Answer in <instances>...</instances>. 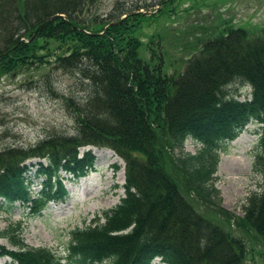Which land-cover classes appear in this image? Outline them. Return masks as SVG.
Here are the masks:
<instances>
[{
	"label": "trees",
	"instance_id": "trees-1",
	"mask_svg": "<svg viewBox=\"0 0 264 264\" xmlns=\"http://www.w3.org/2000/svg\"><path fill=\"white\" fill-rule=\"evenodd\" d=\"M96 2L0 0L6 21L0 74L40 58V38L71 35L55 65L85 91L83 99L65 98L76 124L73 135L51 133L27 148L0 151V199L27 206L32 216L49 202H63V181L93 170V148H108L125 161L124 196L70 231L64 257L27 245L16 222L0 228V240L10 245L0 242V258L11 264H247L243 242L199 215L186 197L220 206L214 184L219 153L252 121L260 124L254 169L264 179V28L251 35L229 26L198 36L199 27L192 26L198 45H191L186 31L184 48L193 54L183 69L167 74L161 56L151 64L154 53L148 50L149 59L140 55L142 43L134 35L135 22L146 16L140 1L118 0L106 19L86 12ZM173 2L160 0L157 10L147 12L153 16ZM54 15L63 16L36 32ZM236 82L240 90L233 92L229 86ZM188 139L197 144L193 153L185 150ZM31 159L39 160L27 163ZM31 177H43L36 195ZM220 212L227 225L242 227L264 249V186L247 197L236 222Z\"/></svg>",
	"mask_w": 264,
	"mask_h": 264
},
{
	"label": "rangeland",
	"instance_id": "rangeland-1",
	"mask_svg": "<svg viewBox=\"0 0 264 264\" xmlns=\"http://www.w3.org/2000/svg\"><path fill=\"white\" fill-rule=\"evenodd\" d=\"M117 1L97 0L95 6L86 12L106 19ZM139 1L146 14L135 22L134 35L142 43L140 55L146 59L150 58V53H154L155 58L161 56L163 70L167 74L176 68L183 69L193 54V51L184 48L186 33L191 34L192 26L200 28L194 31L198 36L229 26L240 27L251 35L264 28V0H174L153 16L148 12L157 10L160 0ZM5 25L6 21L0 19V32ZM70 37L59 34L53 38H40L36 52L41 55L40 58L0 74V151L9 146L27 148L51 133H75L72 109L65 98L83 99L85 91L71 75L55 65L56 57L67 53L72 43ZM189 38L191 45H198L193 35ZM156 62L157 58L151 64ZM239 84L232 83L230 90L239 91ZM259 126L255 121L250 122L228 143L226 151L219 153L214 174V184L221 199L219 207H215V202L211 204L191 195L186 197L199 215L216 226H222L243 242L247 264H264V249L254 235L248 234L242 227L227 225L220 208L231 214V222L234 223L243 216L247 197L263 189V176L254 169L255 154L260 148ZM196 147L191 139L186 140V151L193 153ZM84 149L81 147L80 152ZM93 150L96 157L93 170L79 179L63 181L68 190L63 202H49L40 214L32 216L27 206L19 202L8 206L0 199V228L20 222L22 237L27 245L46 247L54 256L64 257L70 231L86 226L94 217L101 216L105 210L118 204L124 196L125 161L108 148ZM38 160L31 159L27 163ZM42 180L43 177H31L33 195L41 189ZM0 242L10 247L5 240ZM0 264H11L10 259L1 257ZM152 264L165 263L155 259Z\"/></svg>",
	"mask_w": 264,
	"mask_h": 264
},
{
	"label": "water",
	"instance_id": "water-1",
	"mask_svg": "<svg viewBox=\"0 0 264 264\" xmlns=\"http://www.w3.org/2000/svg\"><path fill=\"white\" fill-rule=\"evenodd\" d=\"M56 16H63V15H54V16H51L49 19H47L46 21H44L42 24L39 25V27L36 29V32L41 29L47 22L51 21L54 17ZM35 32V33H36Z\"/></svg>",
	"mask_w": 264,
	"mask_h": 264
}]
</instances>
